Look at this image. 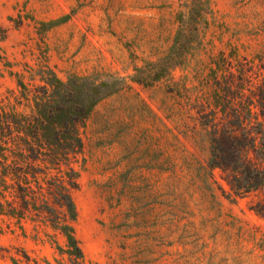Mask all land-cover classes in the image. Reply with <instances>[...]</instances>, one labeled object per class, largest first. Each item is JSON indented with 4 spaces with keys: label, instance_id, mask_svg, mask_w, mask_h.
<instances>
[{
    "label": "rangeland",
    "instance_id": "obj_1",
    "mask_svg": "<svg viewBox=\"0 0 264 264\" xmlns=\"http://www.w3.org/2000/svg\"><path fill=\"white\" fill-rule=\"evenodd\" d=\"M222 54L248 71L249 88L262 83L264 0H0V98L18 95L10 72L27 64L120 89L80 129L83 257L50 226L1 217L0 264H264V192L236 196L210 174L197 121Z\"/></svg>",
    "mask_w": 264,
    "mask_h": 264
},
{
    "label": "trees",
    "instance_id": "obj_2",
    "mask_svg": "<svg viewBox=\"0 0 264 264\" xmlns=\"http://www.w3.org/2000/svg\"><path fill=\"white\" fill-rule=\"evenodd\" d=\"M200 8L201 3H193L191 12ZM209 68L212 108L197 121L210 138V174L219 170L236 196L264 192V78L249 88L248 71L241 65L235 74L225 54ZM24 70L10 72L18 78V95L0 98V218L21 227L28 220L50 226L66 238L67 253L80 259L73 198L79 179L73 165L84 152L80 129L120 89L109 79L71 76L64 81L47 66L27 64ZM256 208L264 216V200Z\"/></svg>",
    "mask_w": 264,
    "mask_h": 264
}]
</instances>
